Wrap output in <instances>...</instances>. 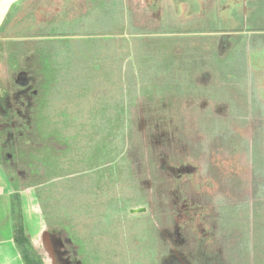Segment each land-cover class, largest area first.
<instances>
[{"label": "rangeland", "instance_id": "374dc122", "mask_svg": "<svg viewBox=\"0 0 264 264\" xmlns=\"http://www.w3.org/2000/svg\"><path fill=\"white\" fill-rule=\"evenodd\" d=\"M178 2L1 25L0 164L44 264H264V0L193 47Z\"/></svg>", "mask_w": 264, "mask_h": 264}, {"label": "crops", "instance_id": "0c3cea01", "mask_svg": "<svg viewBox=\"0 0 264 264\" xmlns=\"http://www.w3.org/2000/svg\"><path fill=\"white\" fill-rule=\"evenodd\" d=\"M27 1L29 0H0V27L16 13V7L24 6ZM64 1L70 2V0ZM92 1H96L95 10L100 12L98 13L99 15H108L109 13H112L113 15V13L117 11V0H83V4L88 6ZM73 4L78 3L74 2ZM178 5L180 7V36L181 38L190 39L187 40L190 47L195 46L196 42H198V39L201 37L215 36L211 29L214 24H217L220 21L231 22L236 19L234 16L236 15L237 8L236 6H233V0H179ZM87 10L88 9L85 8L83 13H88ZM77 11H79V9ZM136 11L138 12L135 8V11L133 10L132 14H129L134 17L133 21L135 22L138 20L136 18ZM78 15L80 16L81 14H74L75 17ZM71 18L73 17L71 16ZM76 20L77 19H75V21ZM119 20L122 24L125 21L124 18ZM205 28L209 30L207 33H205ZM218 34H220V31ZM54 37L55 35L53 38ZM186 47H188V45H186ZM16 194H19L20 197V207L23 219L24 221H27L28 214L23 210V203L24 201L27 203V198L24 196L23 192L21 193V191H17L13 180L9 177L5 168L0 164V264H26L19 244L14 237L15 215H18L19 213L18 201L15 197ZM36 220V217L33 218V221ZM33 227L32 231L35 232V230L38 229V225H33ZM26 233L32 246L39 253L40 245L43 244V235H41L40 238L41 242L39 238L36 239V237L33 236V233L30 235L27 230Z\"/></svg>", "mask_w": 264, "mask_h": 264}, {"label": "trees", "instance_id": "16d2710c", "mask_svg": "<svg viewBox=\"0 0 264 264\" xmlns=\"http://www.w3.org/2000/svg\"><path fill=\"white\" fill-rule=\"evenodd\" d=\"M7 24V21L5 22V25ZM41 37H49L47 36H41ZM8 44V43H6ZM13 44V43H12ZM17 201H18V215H16V220L14 224V237L16 241L19 244V247L21 249L23 258L26 262V264H44L41 255L34 249V247L31 244V241L26 233V230L24 228L23 220L21 221V209H20V197L19 194L15 195Z\"/></svg>", "mask_w": 264, "mask_h": 264}]
</instances>
